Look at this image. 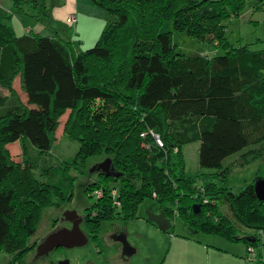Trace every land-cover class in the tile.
Returning <instances> with one entry per match:
<instances>
[{
    "label": "trees",
    "instance_id": "obj_1",
    "mask_svg": "<svg viewBox=\"0 0 264 264\" xmlns=\"http://www.w3.org/2000/svg\"><path fill=\"white\" fill-rule=\"evenodd\" d=\"M92 2L115 20L86 50L57 35L17 34L13 12L0 14V86L17 96L13 81L19 76L27 95V104L13 108L0 92V111L5 109L0 112V256L12 255L7 264H33L25 255L37 219L50 206L46 198L53 200L50 189L68 186L48 189L42 181L22 179L6 145L21 141L47 155L60 116L71 109L77 118L68 133L79 141V149L67 161L72 166L64 177L74 169L84 172V159L96 154H102L101 162L110 158L121 172L116 179L96 171L98 178L90 181L91 198L96 189L106 192L83 216L89 236L99 238L103 220L135 218L141 203L153 198L170 221L179 214L196 233L245 242L248 264H264L262 255L249 258L255 255L250 248L264 235V200L256 195L255 180L234 192L228 186L231 167L224 164L235 153L241 156L236 164L243 165L264 157V49L230 43L217 46L221 52L212 55L190 54L173 40L181 27L195 32L206 25L214 39L228 41L225 21L239 17L245 0H197L189 18L183 9L191 4L184 0ZM26 4L40 20L49 16L46 0H14L19 9ZM167 21L171 28L163 31ZM206 35L204 29L201 36ZM92 102L93 110L85 114V105ZM190 120L198 132L187 129ZM150 130L160 134L163 148L150 134L142 137ZM194 141L200 143V167L213 171H186L183 147ZM109 180L120 189L118 208L108 192ZM220 202L227 203L229 213ZM236 223L257 232L248 234Z\"/></svg>",
    "mask_w": 264,
    "mask_h": 264
},
{
    "label": "rangeland",
    "instance_id": "obj_2",
    "mask_svg": "<svg viewBox=\"0 0 264 264\" xmlns=\"http://www.w3.org/2000/svg\"><path fill=\"white\" fill-rule=\"evenodd\" d=\"M184 1L191 4L190 7L183 9L184 16L188 17L192 13V10L197 9L198 4L197 0ZM64 3L65 0H48L46 2L51 15L60 19V21H65L67 18L61 8ZM11 5L12 0H2L0 14H2V11H5L4 8L11 7ZM29 8L32 9L30 5ZM57 8L59 9L55 16ZM114 20L115 16L110 15L106 11L95 13L91 16L83 14L73 24L66 21L68 26L65 24V26L57 27L56 30L63 38L68 39V37H72V41H74L77 49L86 50L101 38L105 28ZM15 23L16 18L13 19V24L15 25ZM225 24L227 25L228 41L222 42L214 39L212 30L207 29L206 25L205 27L203 25L199 26L195 32L193 30L185 31L186 26L177 29L173 35L174 43L182 51L190 54L203 53L212 55L213 53L221 52V49L217 50V46L224 48L226 44L230 45V43H233L236 48L248 45L252 50L264 49V4H259L257 0H245L244 8L240 12L239 17L227 19ZM162 28L163 31L169 30L171 28L169 21ZM204 29L207 31V35L201 36ZM19 33H21V28L17 29V34ZM193 33L196 35H192ZM95 72L96 75L99 74L98 70H95ZM13 90L17 96L12 95L9 90L0 86L2 95L9 96L8 106L13 105L12 107L16 108L21 105L20 103L27 104V95L22 89L19 76L13 81ZM92 105L94 107L93 102L85 105V114L93 110ZM4 110L2 109L0 112ZM76 118L75 112L71 109L66 110L60 116L59 127L55 134L54 148L47 155L42 154L31 145H25L21 141L6 145L11 160L18 165L22 179H28L27 181L34 183L37 180L42 181L48 184L46 185L48 189L55 184H62V186H65L64 183L68 184L64 190L59 188L50 189L54 191L53 193L50 192L53 200L46 198V203H50V206L43 209L42 215L37 219L36 232L29 240L30 251L25 255L29 263L62 264L61 262L68 261L69 264H206L205 249L199 247L198 244L212 248H221L230 254H248L249 247L247 243L242 241L235 242L220 234L196 233L188 227L185 219L179 214L175 218H172V225L167 232L161 231L147 219V211L160 213L161 204L156 199L146 198L139 206L135 218L128 220L119 218L103 220L97 240L89 236L87 223L83 220L80 227L88 236L86 244L73 247L61 246L53 249L47 255H40L37 251L38 245L49 234L62 227L70 226V223L63 219L64 213L76 211L79 215L86 217L88 214L87 209L96 201L95 198H91L88 195L87 187L91 180L98 178L96 170L93 173H91V170L94 166L101 163L99 160L102 154L85 158L83 161L84 172L74 169L71 176H69L70 178L64 177L67 176L65 175L66 171L72 166L71 162L67 161L71 160L79 149V141L72 140L73 138L68 133L71 122ZM186 127L190 129V133L198 132V126L192 120L186 123ZM199 147L200 143L198 141L190 142L183 147L186 171L191 175H195L201 171H213L212 169L200 167ZM240 157V153H235L224 160V164L231 167L228 186L236 193L240 192L247 183L254 181L256 177H264V157L256 158L244 165L236 164V162L239 163ZM64 162L66 163L63 164ZM62 165H64V169L59 168ZM46 168L47 171L45 170ZM44 172H48V177L43 176L46 174ZM63 178H65L64 181ZM73 178L76 180L71 185ZM109 182L112 184L114 181L109 180ZM50 193L48 192V198L51 196ZM228 208L227 203H221L223 212L229 213ZM236 224L248 234L257 232L251 229L245 230L239 223ZM120 229L127 234L128 243L136 248V253L131 257H124L122 254V243L114 240V236L117 235V231H121ZM261 231V234H264V229ZM170 235H173V237H170ZM175 237L180 238L179 240L182 243L172 248L170 240ZM189 238H194V240ZM260 238V243L257 246H253L255 255L249 258L259 255L264 257V235ZM11 258L12 255L2 254L0 256V264H7Z\"/></svg>",
    "mask_w": 264,
    "mask_h": 264
},
{
    "label": "crops",
    "instance_id": "obj_3",
    "mask_svg": "<svg viewBox=\"0 0 264 264\" xmlns=\"http://www.w3.org/2000/svg\"><path fill=\"white\" fill-rule=\"evenodd\" d=\"M47 1L48 0H46V2ZM58 4L61 5L60 3H58ZM65 4H67V5L65 6ZM1 6H2V0H1L0 7ZM61 8L63 9V13L66 14V17L71 15V14H74L77 19L80 18V16L82 17L83 14L91 16L92 14H95V13H102V11L105 12V10L103 8L96 6L92 2V0H65V3L63 4V6ZM58 9L59 8H57L55 11V16L57 14ZM4 10L5 11H2V15L6 14V13L13 12V14H14L13 19L16 18V23H15V25L13 24L16 32H17L18 28H21V33H19V34H23V33H26V32H29L30 30H32V31L38 32L42 35L60 36L58 31L56 30L57 27H62L63 25L65 26V24H67L66 23L67 19L65 21L64 20L60 21V19L54 17V15H51L50 11H49V13H50L49 18H48V16H46V17H44V19L40 20V17L35 14L36 11L33 8L30 9L28 4L24 5L22 9H19L17 6L14 5V0H12L11 7H6V8H4ZM68 23L73 24L71 22H68ZM67 26H68V24H67ZM69 27H70V25H69ZM65 39H67V38H65ZM67 40L72 41V37H68ZM259 146L261 147V145H258L257 147H259ZM121 233L126 234L123 230H121L119 232L117 231V235H119ZM126 236H127V234H126ZM170 237H173V235L172 236L170 235ZM127 238H128V236H127ZM179 239L180 238L175 237L174 239L170 240V244H171L172 248L175 245L179 246V244L182 243L181 240H179ZM189 239L194 240V238H189ZM114 240L119 242L116 239H114ZM185 240H187V239H185ZM188 241H191V240H188ZM188 243H190V242H188ZM198 245H199V247H203L202 249H205L204 255H205L206 264H248L247 260L245 259L246 255H243L241 253L230 254V253H227V251H223L221 248H212V247H208L206 245L201 246V244H198ZM130 246L134 249V251L130 255L124 254V247L122 246V251H123L122 254L124 257H131L132 255H134L136 253V248L133 247L131 244H130Z\"/></svg>",
    "mask_w": 264,
    "mask_h": 264
},
{
    "label": "water",
    "instance_id": "obj_4",
    "mask_svg": "<svg viewBox=\"0 0 264 264\" xmlns=\"http://www.w3.org/2000/svg\"><path fill=\"white\" fill-rule=\"evenodd\" d=\"M95 170L104 173L106 176H113L116 179L119 178L121 175V172L116 171L113 168L112 161L110 158H107L103 162L94 166L91 172H94ZM255 192L260 200H264V177L255 178ZM197 207H200V205L198 204ZM64 217L67 221L73 223L72 229L64 227L49 234L47 238L38 245L37 251L40 255H47L53 249L59 248L61 246H81L88 242V236L80 227L82 221L84 220L83 216L79 215L76 211H67L66 213H64ZM147 217L150 221L156 224L158 228L163 232H167L171 227V221L167 217L165 211H161L160 213H154L148 210ZM114 237L116 240L123 244L125 255H130L134 251V249L130 246L127 241L126 234L121 233ZM61 263L69 264L68 261H63Z\"/></svg>",
    "mask_w": 264,
    "mask_h": 264
},
{
    "label": "built area",
    "instance_id": "obj_5",
    "mask_svg": "<svg viewBox=\"0 0 264 264\" xmlns=\"http://www.w3.org/2000/svg\"><path fill=\"white\" fill-rule=\"evenodd\" d=\"M77 20L76 16L74 14H71L69 16H67V21L68 22H75ZM148 134H150L154 140V142L159 146V147H164V142L160 136V134H158L157 132H155L154 130H150L148 132H144L142 133V137L147 136ZM108 192L110 194L111 199L113 200V204L116 208L121 206V201L119 200V195H120V189L119 186L116 184H111L108 187ZM106 192V189L104 187L100 188V189H96L93 191L92 193V197H94L95 199H98L100 197H102L104 195V193ZM250 251L253 252V249L250 248Z\"/></svg>",
    "mask_w": 264,
    "mask_h": 264
},
{
    "label": "flooded vegetation",
    "instance_id": "obj_6",
    "mask_svg": "<svg viewBox=\"0 0 264 264\" xmlns=\"http://www.w3.org/2000/svg\"><path fill=\"white\" fill-rule=\"evenodd\" d=\"M63 219L65 220V221H67L66 219H65V217H63ZM67 222H69L70 223V226L69 227H67V228H71L72 229V227H73V223L72 222H70V221H67ZM66 227V226H65ZM62 228H64V227H62ZM62 228H60V229H62Z\"/></svg>",
    "mask_w": 264,
    "mask_h": 264
}]
</instances>
